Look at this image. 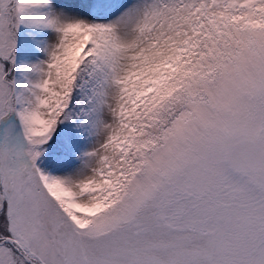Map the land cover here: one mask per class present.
<instances>
[{"label": "snow or ice", "instance_id": "1", "mask_svg": "<svg viewBox=\"0 0 264 264\" xmlns=\"http://www.w3.org/2000/svg\"><path fill=\"white\" fill-rule=\"evenodd\" d=\"M0 264H264V0H0Z\"/></svg>", "mask_w": 264, "mask_h": 264}]
</instances>
